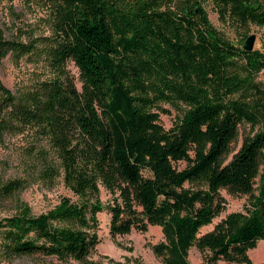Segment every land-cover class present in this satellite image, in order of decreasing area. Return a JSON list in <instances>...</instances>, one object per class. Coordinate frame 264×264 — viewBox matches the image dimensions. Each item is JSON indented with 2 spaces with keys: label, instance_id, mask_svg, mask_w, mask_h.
Here are the masks:
<instances>
[{
  "label": "trees",
  "instance_id": "16d2710c",
  "mask_svg": "<svg viewBox=\"0 0 264 264\" xmlns=\"http://www.w3.org/2000/svg\"><path fill=\"white\" fill-rule=\"evenodd\" d=\"M211 1L223 22L264 26V0ZM26 2L47 10L50 32L9 37L0 27V72L8 55L46 71L17 91L0 76V144L22 136L29 173L62 176L75 198L1 218L0 261L109 264L90 257L107 210L113 237L160 226L152 248L165 264H195L194 247L201 264H254L249 251L264 239L263 53L224 37L203 0ZM162 103L179 111L169 129ZM23 181L0 179V201ZM223 189L248 203L202 232L226 209Z\"/></svg>",
  "mask_w": 264,
  "mask_h": 264
},
{
  "label": "rangeland",
  "instance_id": "374dc122",
  "mask_svg": "<svg viewBox=\"0 0 264 264\" xmlns=\"http://www.w3.org/2000/svg\"><path fill=\"white\" fill-rule=\"evenodd\" d=\"M203 5L208 12L210 21L218 28L224 37L238 46H242L248 36L255 34L254 50H259L264 56V26L251 24L243 28L232 21L223 22L219 13L215 10L211 0H203ZM47 10L35 4H27L26 0H0V27L6 31V35L40 37L48 35L49 22ZM245 35H248L247 37ZM253 50V51H254ZM264 58V57H263ZM71 72L79 79L78 68L74 63L69 66ZM46 68L44 62L34 57L25 56L20 61H15L11 56L3 60L0 76L13 91L20 87L29 86L39 73H44ZM257 80L264 82V67L256 75ZM79 87L81 88V82ZM160 110L161 123L169 129L178 118V109L171 104L162 103ZM242 143L240 139L239 147ZM27 141L22 136H8L4 144H0V179L4 181L20 178L25 186L13 197L0 201V219L14 214L20 207L27 206L33 214L46 212L60 204L63 197H74L73 191L65 184L63 177L55 182L44 180L40 174L29 173L25 167L23 147ZM101 198L103 203H108L110 193L104 186H101ZM226 198V209L216 217L212 224L202 228V232L210 230L228 213L243 210L248 203V196L233 195L226 189L222 190ZM111 215L107 210L99 212L98 234L101 239L96 249L91 254V259L104 261L109 264L127 262L128 264H165L157 256L152 248L153 244L163 240L162 228L158 225H151L146 232L132 230L128 234L113 237L110 233ZM254 264H264V239H261L257 246L249 251ZM190 259L195 264H201L202 258L196 247L190 252ZM0 264H77L74 260L61 261L53 256H23L14 258ZM221 264H248L245 262H225Z\"/></svg>",
  "mask_w": 264,
  "mask_h": 264
},
{
  "label": "water",
  "instance_id": "95a60500",
  "mask_svg": "<svg viewBox=\"0 0 264 264\" xmlns=\"http://www.w3.org/2000/svg\"><path fill=\"white\" fill-rule=\"evenodd\" d=\"M256 35L252 34L247 37L245 42L242 45V49L247 52H251L254 50V44H255Z\"/></svg>",
  "mask_w": 264,
  "mask_h": 264
}]
</instances>
